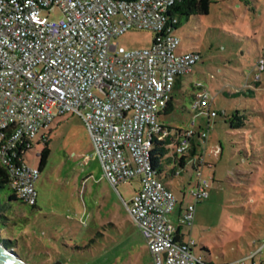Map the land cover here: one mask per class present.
<instances>
[{
	"label": "rangeland",
	"instance_id": "1",
	"mask_svg": "<svg viewBox=\"0 0 264 264\" xmlns=\"http://www.w3.org/2000/svg\"><path fill=\"white\" fill-rule=\"evenodd\" d=\"M43 15L50 21L62 18L57 8ZM178 19V51L198 53L200 59L176 79L172 109L157 115V122L171 133L189 128L207 133L204 146H195L205 163L201 177L208 181L209 196L195 207L192 252L212 264L256 252L259 262L263 254L257 251L264 243V70H257V62L264 59V0H210L207 15ZM153 37L151 31L132 29L112 43L138 51L150 48ZM196 85L212 98L216 116L209 121L191 109ZM233 116L241 121L238 129L230 126ZM42 135L50 154L35 182V207L10 200L8 187L0 190V214L8 218L4 237L14 241L12 250L27 264H152L125 208L138 190L137 180L111 187L83 122L71 114L57 117L50 131L32 141L25 156L32 167H38L45 147ZM173 159L170 146L158 177L176 198L185 194L186 206L193 202L197 171L188 157L178 176L168 175ZM188 231L182 226L183 233Z\"/></svg>",
	"mask_w": 264,
	"mask_h": 264
},
{
	"label": "built area",
	"instance_id": "2",
	"mask_svg": "<svg viewBox=\"0 0 264 264\" xmlns=\"http://www.w3.org/2000/svg\"><path fill=\"white\" fill-rule=\"evenodd\" d=\"M179 1L0 0V168L16 199L34 205L40 171L23 160V148L57 117L76 115L108 184L116 190L137 180L138 190L125 208L152 264H210L192 252L190 234L181 235L170 223L176 200L151 164L154 140L169 134L157 115L176 79L200 59L198 53L178 51L180 40L171 29L177 20L167 13ZM54 8L62 14L58 21L43 15ZM132 29L151 31V47L125 51L112 43ZM257 70H264L263 58ZM195 89L191 109L209 121L216 116L212 98L203 86ZM194 136L205 144L207 133L189 128L178 133L175 154H187ZM40 141L47 139L42 135ZM195 161L193 202L182 214L189 229L196 204L209 196L208 181L201 177L205 163L201 157ZM171 170L180 174L176 162ZM257 252L263 254L259 262L252 252L224 264H264V243Z\"/></svg>",
	"mask_w": 264,
	"mask_h": 264
},
{
	"label": "trees",
	"instance_id": "3",
	"mask_svg": "<svg viewBox=\"0 0 264 264\" xmlns=\"http://www.w3.org/2000/svg\"><path fill=\"white\" fill-rule=\"evenodd\" d=\"M209 5H210V0H180L170 9L169 13H167L168 16H174L177 20V23L171 26V29L175 30L177 28V25L179 24L178 18L180 17H189L191 15H207L209 13ZM237 93L238 92L232 95H237ZM171 109H172V95L170 96V100L168 101L162 113H167ZM241 125H242L241 121L237 118V116H233V120L230 121L231 128L238 129L241 127ZM162 128L166 129L169 132V134L166 135L163 139L160 140L155 139L151 149V164L159 174L163 171L164 160L166 155L168 154L169 147L173 146L176 143V138L178 136V133L182 132V131H176L171 133L169 128L165 126H162ZM48 131H50V129ZM42 143L44 144L45 147L38 155L39 162L37 168L39 171H41L43 167L47 164L48 156L50 154V150L47 146V141H43ZM31 148L32 145L30 148H23V149L27 153V151H29ZM26 153L23 155L24 161H25ZM186 158H187L186 154L184 156L179 157L174 152L173 161L174 163L175 162L177 163L178 168L183 169L185 167ZM171 174L172 175L174 174L173 170H171ZM5 187H7V176L5 171L2 168H0V190L4 189ZM9 199L16 200V197L12 194ZM30 206L35 207V204ZM0 221H1L0 234L3 237L2 241L5 246L9 248H13L14 241L4 237L8 233V223H6V221H8V218H6L3 214H0Z\"/></svg>",
	"mask_w": 264,
	"mask_h": 264
},
{
	"label": "crops",
	"instance_id": "4",
	"mask_svg": "<svg viewBox=\"0 0 264 264\" xmlns=\"http://www.w3.org/2000/svg\"><path fill=\"white\" fill-rule=\"evenodd\" d=\"M234 94V93H233ZM174 138V137H173ZM175 139V138H174ZM206 143V142H205ZM200 146L201 145V141L199 140V138L197 137V136H194L193 138H192V140H191V147H190V150H189V152L186 154V156H187V158H186V164H187V162L189 161V159H188V157L189 158H192L193 159V161H192V163H193V165H194V168H195V170H197V166H196V159L197 158H199L200 156H198L197 155V153H196V148H195V146ZM204 146V145H203ZM203 152H204V150H203ZM202 158V157H201ZM203 159V158H202ZM173 165H174V161H173ZM173 165L171 166V168H170V170H169V172H168V175L170 174V175H172L171 174V169L173 168ZM186 166V165H185ZM165 176H167V175H165ZM173 176V175H172ZM169 185H167V187H168ZM171 188H172V186H170ZM169 188V187H168ZM179 190V189H178ZM173 193V192H172ZM174 195V194H173ZM174 197H175V195H174ZM185 198V194L184 193H182V197H181V199H178V198H176L175 197V200H176V204H175V206H174V208H173V210H172V212H171V214L169 215V221H170V223L177 229V231L181 234V235H188V234H191V229H192V227L189 229L188 228V233H183L182 232V226H184V223H183V219H182V214H183V211H184V209H185V205H184V199ZM191 236V235H190ZM145 247H146V245H145ZM146 250H147V248H146ZM148 251V250H147ZM149 252V251H148ZM196 254V253H195ZM205 262H207V261H205ZM207 263H211V262H207ZM212 264V263H211Z\"/></svg>",
	"mask_w": 264,
	"mask_h": 264
},
{
	"label": "water",
	"instance_id": "5",
	"mask_svg": "<svg viewBox=\"0 0 264 264\" xmlns=\"http://www.w3.org/2000/svg\"><path fill=\"white\" fill-rule=\"evenodd\" d=\"M0 264H27L0 239Z\"/></svg>",
	"mask_w": 264,
	"mask_h": 264
}]
</instances>
